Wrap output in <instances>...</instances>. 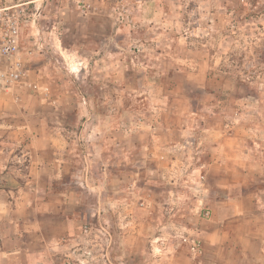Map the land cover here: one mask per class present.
<instances>
[{
    "label": "rangeland",
    "instance_id": "1",
    "mask_svg": "<svg viewBox=\"0 0 264 264\" xmlns=\"http://www.w3.org/2000/svg\"><path fill=\"white\" fill-rule=\"evenodd\" d=\"M14 1L30 85L0 132L35 153L0 169V264H264V132L224 135L264 128V0Z\"/></svg>",
    "mask_w": 264,
    "mask_h": 264
},
{
    "label": "crops",
    "instance_id": "2",
    "mask_svg": "<svg viewBox=\"0 0 264 264\" xmlns=\"http://www.w3.org/2000/svg\"><path fill=\"white\" fill-rule=\"evenodd\" d=\"M15 3L16 2L14 0H6V5L7 6H10V5L15 4ZM29 85L30 84L27 83V84H25L23 86L14 87V88H11V89H1L0 92H2L4 94H10L12 96V100L15 103H18L19 102V91L21 89H26L27 86L29 87ZM36 88H37V85H36ZM247 113H250V112H247ZM1 115L6 116L7 115L6 111H3V110L0 111V120L1 119L3 120V118H1L2 117ZM236 120H237V122H240V119H238V117H237ZM252 125H249V124L246 125L247 127H245V131H243V133H240L239 132L240 129H237V126L235 127V125H233L232 128H229L228 130L224 131L225 132L224 135L225 136L227 135V137H228L227 139H231V141H234L236 139H242L243 138L242 135H244V133L246 135H248V133H253L254 134L258 130L260 132H264V128H260V129L254 128ZM207 130H209V128L203 126V131H207ZM220 133H222V132H220ZM221 135H223V134H221ZM217 137H218V135H217ZM10 138H12L11 132H8V133H7V131L0 132V169L3 170V171L6 170L5 173H9V171H7V170H17V169L21 170L22 169V164H20V163H22L21 159H22L23 155H26L27 153H29V156L32 157L33 151L35 153V150L28 151V147H30V146L21 145V144H18V143L14 144V143H12L10 141ZM200 143H202V142H199V144ZM229 147H230V145H229ZM230 148L232 149V147H230ZM216 151H219V147H217V146H213L211 152H209V150H207L204 147L201 148V150L198 151L201 154H200L199 157H197V162H196L197 168L202 170L204 168H207L208 166L209 167L212 166L214 164V162H210L209 163L207 160H208V157H209V153H212V155H213L214 153H218ZM236 151H237L236 149H234V148L232 149L233 154ZM230 154H231L230 151H228V155L229 156H230ZM220 162H224V160H222ZM30 163H31V167H33L34 164H35L36 168H40V167L45 166V162L44 161H39L38 160V161L35 162V161L32 160V158L30 160ZM232 164H234V163H232ZM52 166H56V168L58 169L61 166L60 161L58 159H55V162H52ZM225 166L232 168L231 163L230 164H226ZM18 174L20 175V173H18ZM18 174H17V177H18ZM15 178H16V174H15ZM5 202H7V200ZM8 202L10 203V201H8ZM5 204H7V203H5ZM10 222H11V224L13 226V229L15 228V230H13L11 238H9V237L6 238L5 237L4 240H13V242H15L18 239L17 238L18 227L21 228V226H23V227L26 228L27 231H31V230H33V227L39 225L38 221H34L33 222V221H28V219L27 220H23L22 223H20V222L17 223L16 221H14L12 219L10 220ZM65 223L67 224L68 227H70V223H68V222H65ZM2 239H3V237H2ZM53 240H54V243L56 244L57 248H59L61 251L63 249L68 248V243L67 244L64 243L62 240H60V238L55 237ZM6 250H5L6 253H4V254L7 257H9L11 254H16V253H18L20 251L19 248H15V249L10 248V249H6ZM27 255H28L29 258H31L29 260L30 263L33 262V261H36L35 264H49V263L46 262L47 260H45V262H43L44 260H41V259H43V257L45 259V255H46L45 252L44 253L40 252V253L32 254V255H31V253H29ZM66 255H68V254H66ZM9 259L10 258H8L7 260H9Z\"/></svg>",
    "mask_w": 264,
    "mask_h": 264
},
{
    "label": "built area",
    "instance_id": "3",
    "mask_svg": "<svg viewBox=\"0 0 264 264\" xmlns=\"http://www.w3.org/2000/svg\"><path fill=\"white\" fill-rule=\"evenodd\" d=\"M20 4L0 6V88L11 89L23 86L28 83V71L19 56L18 39L21 24L24 18L16 8ZM22 5V4H21ZM102 234L109 237L105 227H102ZM87 232V228H84ZM82 257L78 264H84L85 260L93 255V249L84 247L81 251ZM67 264H74L67 260Z\"/></svg>",
    "mask_w": 264,
    "mask_h": 264
}]
</instances>
